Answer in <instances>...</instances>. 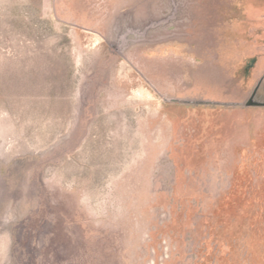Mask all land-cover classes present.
<instances>
[{"label":"rangeland","instance_id":"1","mask_svg":"<svg viewBox=\"0 0 264 264\" xmlns=\"http://www.w3.org/2000/svg\"><path fill=\"white\" fill-rule=\"evenodd\" d=\"M0 264H264V0H0Z\"/></svg>","mask_w":264,"mask_h":264},{"label":"water","instance_id":"2","mask_svg":"<svg viewBox=\"0 0 264 264\" xmlns=\"http://www.w3.org/2000/svg\"><path fill=\"white\" fill-rule=\"evenodd\" d=\"M253 105H255V103L250 102V103L248 104V107H251V106H253Z\"/></svg>","mask_w":264,"mask_h":264}]
</instances>
